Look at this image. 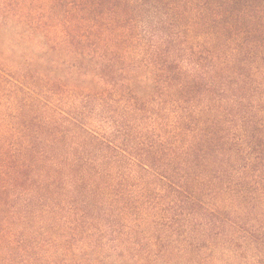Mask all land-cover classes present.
Segmentation results:
<instances>
[{"label": "trees", "instance_id": "trees-1", "mask_svg": "<svg viewBox=\"0 0 264 264\" xmlns=\"http://www.w3.org/2000/svg\"><path fill=\"white\" fill-rule=\"evenodd\" d=\"M0 264H264V0H0Z\"/></svg>", "mask_w": 264, "mask_h": 264}]
</instances>
